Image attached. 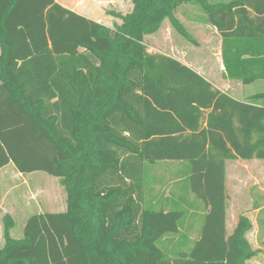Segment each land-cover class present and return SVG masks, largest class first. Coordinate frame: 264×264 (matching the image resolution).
<instances>
[{
  "label": "trees",
  "instance_id": "obj_1",
  "mask_svg": "<svg viewBox=\"0 0 264 264\" xmlns=\"http://www.w3.org/2000/svg\"><path fill=\"white\" fill-rule=\"evenodd\" d=\"M110 28L55 0H0V169L45 172L66 211L29 217L23 238L3 217L0 264H246L258 254L240 216L226 230L227 162L264 160V93L244 101L217 90L146 37L199 6L222 39L224 77L264 79V0H129ZM190 165L207 213L200 237L175 258L159 246L185 213L146 203L147 164Z\"/></svg>",
  "mask_w": 264,
  "mask_h": 264
},
{
  "label": "rangeland",
  "instance_id": "obj_2",
  "mask_svg": "<svg viewBox=\"0 0 264 264\" xmlns=\"http://www.w3.org/2000/svg\"><path fill=\"white\" fill-rule=\"evenodd\" d=\"M67 5L77 4V10H81V15L113 28L118 19L111 16L110 12H118L123 15L132 10V3L129 0H58ZM211 3L230 2L232 0H209ZM195 11L192 17L201 21L200 31L193 32L196 35L199 47L193 45L183 38L166 20L158 35L146 37V44L153 53L172 55L186 62L193 68L199 69L206 75L218 76L220 71V41L207 31L212 26L208 23L207 15L197 5L185 4L181 6L179 12L182 14L186 9ZM188 30H192L191 28ZM237 83V82H235ZM240 86L241 97L246 99L259 93H264V79L256 81L250 85ZM242 165V164H241ZM249 166L254 175V180L246 178L245 171L242 174V184L236 183L228 177L226 183L229 211L235 210V198L240 200L239 204L250 207L252 203L263 205L264 195V162H245L241 167ZM230 170L236 167L229 166ZM14 168H7L0 172V199L6 196V204L15 215L16 224L12 230V237L15 239L23 238L24 226L26 221L35 214L49 212H63L67 208L66 192L61 186L59 179L45 172H35L14 176L9 171ZM190 165L178 162H158L147 164L145 169L146 195L149 200L160 202L163 200L171 201L172 210H180L185 213L180 222L181 233L177 236L168 237L166 248L163 242L159 246L167 250L169 257L175 258L179 252H188L193 247L195 241L200 237L206 212L205 204L200 201L190 189L189 183ZM22 177V178H21ZM248 198V200H246ZM65 203V206H64ZM148 207L160 209L159 206L148 203ZM264 219L260 216L257 226L264 227ZM196 235V238L194 236ZM194 240L191 242V240ZM5 242L3 232L0 233V248Z\"/></svg>",
  "mask_w": 264,
  "mask_h": 264
},
{
  "label": "crops",
  "instance_id": "obj_3",
  "mask_svg": "<svg viewBox=\"0 0 264 264\" xmlns=\"http://www.w3.org/2000/svg\"><path fill=\"white\" fill-rule=\"evenodd\" d=\"M57 3L61 4L62 6H64L65 8L71 10V11H74L78 14H83V13H80L81 10H83L81 8V10H77V4H74V5H67L66 3H63V1H58V0H55ZM185 5V4H183ZM181 5V6H183ZM190 5V4H188ZM181 6L177 9L176 11V17L177 19L182 23V25L186 28V30L190 33V35L193 37L195 43H193V45H195L196 47H199V42H198V39L196 37V35H192L194 34L193 32H199L200 31V26L202 25L201 21H199L198 19H196L195 17H192V15L195 14V11L196 10H193V8L191 7V9H186L184 13H180L179 10L181 8ZM77 7V8H76ZM132 8H133V5H132ZM84 16V15H82ZM100 23V21H98ZM119 23L117 24H121L122 21L120 19H118ZM165 23V22H164ZM107 25V24H106ZM162 28V27H161ZM192 29L191 31L188 30V29ZM161 30V29H160ZM160 30L154 34L155 36L158 35L160 33ZM211 36L213 37H217V39H219L220 41V61H219V64H220V71H219V74L218 76L216 75H206L204 74L203 72H201L199 69L197 68H193V66H190L189 64H187L186 62H183L182 60L176 58L175 56H172V55H168V56H171L173 58H176L177 60H179L180 62H182L183 64L187 65L188 67H190L191 69H193L195 72H197L199 75H201L203 78H205L208 82H210L217 90L221 91L222 93H225V94H228L230 95L231 97H233L234 99L236 100H240V101H244L246 100L245 97H241V94H240V84L239 82L237 81H231L229 79H226L224 77V67H223V63H222V39L221 37L219 36V34L217 33L216 29L214 27H209V29L207 30ZM153 36V35H152ZM184 38V37H183ZM187 40V39H186ZM188 41V40H187ZM190 42V41H188ZM192 43V42H191ZM153 53V51H151ZM0 53H1V50H0ZM237 82V83H235ZM259 161H262L264 162V160H251V161H246V160H235V161H230V162H227V168H226V183L228 181V177L230 179H233L236 183L238 184H242V174L240 172L242 171H245V176L246 178H249V179H255L254 178V175L252 174V171H250V167L249 166H246L244 165L245 167V170L244 168H242L241 166L247 162V165L249 162H259ZM242 164V165H241ZM229 166H234L236 167L235 170H230V167ZM7 168H14V169H11V171H9V174L13 172L14 176H16V174H18L19 176H24L23 174H21L16 168L15 166L11 163L7 166H5L4 168L0 169V172L1 171H4L6 170ZM264 176V171H263V175ZM22 178V177H21ZM227 187V186H226ZM264 192V191H263ZM263 198H264V195H263ZM237 198H235V210L232 211H229V206L227 208V215H226V230H227V233L228 234H231L233 232V230L235 229L237 223H238V219L240 216H245L247 217L251 224H252V229L250 230V232L247 233L246 235V238L248 240V242L250 243L251 247L253 250H256L258 251V254L253 257L251 260L247 261L246 264H264V227L262 229H260L258 226H257V220L260 216L263 217L264 219V201H263V205L260 206V204H257V203H252V205L250 207H244V209L240 206L239 202L240 200H236ZM167 200V199H166ZM166 200H163V201H158V202H155V201H152V200H149L148 197H146V203L148 204L149 202H151V204H154L156 206H159L160 208H164L166 210H172V206H171V201H166ZM246 200H248V198H246ZM228 203H230V200L228 199ZM6 204V196L4 195V197H2V200L0 199V233L1 231L3 232V217L5 215H10L12 216L15 224H16V217L14 215V213L7 207L5 206ZM64 206H65V203H64ZM63 212H65V209L63 210ZM63 212H49V213H63ZM207 213V210L206 212ZM264 225V224H263ZM181 229L179 230V233L176 234V238L174 240H177V236L180 235L181 233ZM12 234V232H11ZM194 238H196V235L194 236ZM168 241L167 238L163 239V246H164V249L166 248V242ZM194 240L192 239L191 242H193Z\"/></svg>",
  "mask_w": 264,
  "mask_h": 264
}]
</instances>
